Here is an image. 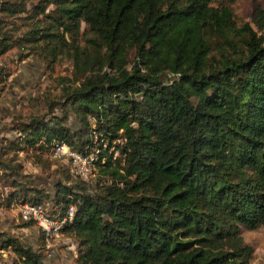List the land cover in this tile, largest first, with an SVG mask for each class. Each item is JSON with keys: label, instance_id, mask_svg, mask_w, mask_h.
Returning a JSON list of instances; mask_svg holds the SVG:
<instances>
[{"label": "trees", "instance_id": "trees-1", "mask_svg": "<svg viewBox=\"0 0 264 264\" xmlns=\"http://www.w3.org/2000/svg\"><path fill=\"white\" fill-rule=\"evenodd\" d=\"M31 15L28 42L68 59L73 84L61 112L28 116L15 144L47 156L56 140L97 148L106 178L95 191L68 176L51 192L14 186L5 203L72 204L61 232L77 244L74 264H250L239 227L264 225V6L255 29L209 0H37ZM11 43L2 31L0 53ZM6 168L2 182L19 185ZM0 249L11 264H46L14 235L0 234Z\"/></svg>", "mask_w": 264, "mask_h": 264}, {"label": "rangeland", "instance_id": "rangeland-1", "mask_svg": "<svg viewBox=\"0 0 264 264\" xmlns=\"http://www.w3.org/2000/svg\"><path fill=\"white\" fill-rule=\"evenodd\" d=\"M2 1L0 0V3ZM9 1H22L24 9L12 14L0 11V33L7 32L13 41L7 50L0 53V164L4 162L7 167L14 166L15 172L10 168H6V171L12 173L11 177H17L19 185H9L0 179V234L14 235L24 243L39 248L46 264H74L77 244L70 235L60 232L53 240L50 251L44 253L40 247L41 237L37 227L31 223L22 225L24 220L17 213L19 199H11L5 203L7 193L14 186L23 185L27 189L34 186L42 192H51L52 182L56 178L65 179L63 176H68L70 181L78 180L77 176L69 171L68 160L64 156H47L44 152L35 153L30 148L19 149L15 144L20 136V127L28 116L43 112H61L55 102L63 98L65 87L73 82L70 80L71 63L68 59L63 56L51 60L49 57L44 58L41 56V43L34 44L27 40L33 23L40 22L31 15L37 0ZM256 2L264 6V0H209L212 5H227L237 24L247 21L254 29L251 17ZM51 8L53 5L48 4L45 10ZM256 32L262 36L264 45V30ZM163 79L165 80L164 77ZM47 102H54L51 112L47 109ZM72 118V115H69L68 122L74 126ZM105 178L95 165L92 174L83 181L91 191H95L96 180L103 182ZM43 199L47 197L42 196L40 200ZM239 234L242 242L250 247L248 262H264V225L255 228L240 226ZM0 256V264H11L13 254L10 250L3 249Z\"/></svg>", "mask_w": 264, "mask_h": 264}, {"label": "built area", "instance_id": "built-area-1", "mask_svg": "<svg viewBox=\"0 0 264 264\" xmlns=\"http://www.w3.org/2000/svg\"><path fill=\"white\" fill-rule=\"evenodd\" d=\"M97 148L88 151H78L64 141H54L50 155L64 156L68 160L69 171L82 180H86L95 168L94 159ZM74 207L67 205L61 213L51 209L48 200L42 202L19 201L17 213L22 220H31L42 233L44 246L50 250L53 240L59 236L63 225L72 219ZM3 249H0L2 252Z\"/></svg>", "mask_w": 264, "mask_h": 264}]
</instances>
